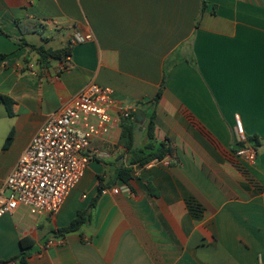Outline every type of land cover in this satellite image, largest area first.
I'll return each instance as SVG.
<instances>
[{
	"label": "crops",
	"instance_id": "0c3cea01",
	"mask_svg": "<svg viewBox=\"0 0 264 264\" xmlns=\"http://www.w3.org/2000/svg\"><path fill=\"white\" fill-rule=\"evenodd\" d=\"M78 35L93 39L47 67L31 49ZM91 82L137 109L132 148L116 109L57 215L22 206L0 219V262L264 264V0H0V191L48 118ZM237 116L255 163L237 155ZM161 145L163 160L132 165ZM80 212L87 224L61 235Z\"/></svg>",
	"mask_w": 264,
	"mask_h": 264
},
{
	"label": "built area",
	"instance_id": "2783aa9c",
	"mask_svg": "<svg viewBox=\"0 0 264 264\" xmlns=\"http://www.w3.org/2000/svg\"><path fill=\"white\" fill-rule=\"evenodd\" d=\"M92 39V35H78L69 46ZM30 68L33 69L32 64ZM116 109L124 120L137 111L118 105L111 89L91 82L79 96L52 114L0 191V219L13 215L22 206L33 216L57 215L94 159L89 153L93 140L109 137L117 123ZM236 130L240 145L237 155L255 163L257 149L246 140L240 116L236 117Z\"/></svg>",
	"mask_w": 264,
	"mask_h": 264
},
{
	"label": "trees",
	"instance_id": "16d2710c",
	"mask_svg": "<svg viewBox=\"0 0 264 264\" xmlns=\"http://www.w3.org/2000/svg\"><path fill=\"white\" fill-rule=\"evenodd\" d=\"M31 49L35 51L39 55V63L41 66L47 67L50 64L51 59H58V60H63L66 59L67 57L71 56L72 54V48L68 45L61 49H52V48H47L45 46H31ZM165 80L163 81L161 85V89L159 90L157 96L155 99L152 101L153 104H158V102L161 100L163 96V92L165 89ZM3 102L6 104L10 111V100L7 98H3ZM136 114H134L135 116ZM127 122L123 124L122 126V135H121V140L124 143V145L128 148L131 149L134 143V130H135V123L131 119H126ZM155 115L153 114L152 117L150 118V122L148 125V137L150 139V143L145 147V150H154L156 145L154 143L155 140ZM13 140V134L10 133L8 136L6 143H5V148H7ZM145 150L141 151L142 153H145ZM171 150L169 148H165L164 145H161L156 153L153 154H137L132 162V165H140V166H145L149 163H151L153 160H163L164 157L170 153ZM130 173L129 169H122L120 171V177L123 178L125 181L126 179L124 178V174ZM90 219V214L88 212H80L77 216V218L71 223V225L67 228L59 230V233L61 235H66L69 233L73 232H78L81 230V228L87 224V222ZM15 261H17V264H28L29 259L26 258L25 254L18 256ZM7 262H0V264H6Z\"/></svg>",
	"mask_w": 264,
	"mask_h": 264
},
{
	"label": "water",
	"instance_id": "95a60500",
	"mask_svg": "<svg viewBox=\"0 0 264 264\" xmlns=\"http://www.w3.org/2000/svg\"><path fill=\"white\" fill-rule=\"evenodd\" d=\"M142 117H144V114L142 113V111H138V112H137V119H138V120H141Z\"/></svg>",
	"mask_w": 264,
	"mask_h": 264
},
{
	"label": "rangeland",
	"instance_id": "374dc122",
	"mask_svg": "<svg viewBox=\"0 0 264 264\" xmlns=\"http://www.w3.org/2000/svg\"><path fill=\"white\" fill-rule=\"evenodd\" d=\"M7 195H9V193H7Z\"/></svg>",
	"mask_w": 264,
	"mask_h": 264
}]
</instances>
